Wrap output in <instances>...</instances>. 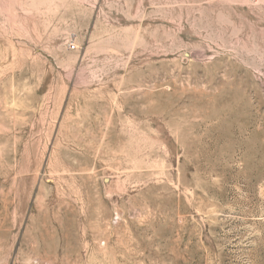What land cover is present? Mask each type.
I'll use <instances>...</instances> for the list:
<instances>
[{
  "label": "rangeland",
  "instance_id": "1",
  "mask_svg": "<svg viewBox=\"0 0 264 264\" xmlns=\"http://www.w3.org/2000/svg\"><path fill=\"white\" fill-rule=\"evenodd\" d=\"M0 264H264V0H0Z\"/></svg>",
  "mask_w": 264,
  "mask_h": 264
},
{
  "label": "built area",
  "instance_id": "2",
  "mask_svg": "<svg viewBox=\"0 0 264 264\" xmlns=\"http://www.w3.org/2000/svg\"><path fill=\"white\" fill-rule=\"evenodd\" d=\"M70 48H72V49H73V48H74V45H72V44H71V45H70Z\"/></svg>",
  "mask_w": 264,
  "mask_h": 264
}]
</instances>
